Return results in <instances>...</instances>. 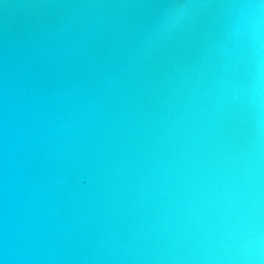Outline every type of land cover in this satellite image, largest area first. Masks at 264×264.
Segmentation results:
<instances>
[{
    "label": "water",
    "instance_id": "1",
    "mask_svg": "<svg viewBox=\"0 0 264 264\" xmlns=\"http://www.w3.org/2000/svg\"><path fill=\"white\" fill-rule=\"evenodd\" d=\"M0 264H264V0H0Z\"/></svg>",
    "mask_w": 264,
    "mask_h": 264
}]
</instances>
